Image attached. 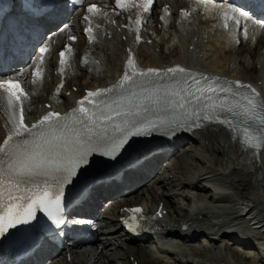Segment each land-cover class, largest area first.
Wrapping results in <instances>:
<instances>
[{"label":"rangeland","instance_id":"rangeland-1","mask_svg":"<svg viewBox=\"0 0 264 264\" xmlns=\"http://www.w3.org/2000/svg\"><path fill=\"white\" fill-rule=\"evenodd\" d=\"M92 1L93 0H87L86 2L91 3ZM163 1L164 0H162L161 3L157 6V11H159L161 15H163ZM172 1L174 2V0ZM169 2L170 4H173V2ZM128 4H133L132 0ZM162 4L163 6L161 7ZM148 8L152 12V8H150V6ZM155 11L152 12V20H156V18H159L158 15H155ZM60 14L61 12L58 16H60ZM144 14V12H139L134 16V18H138V20L140 21V18H143ZM81 15L82 14L79 15V12L76 11L73 15L70 14L67 20L60 18L58 21H61V25L59 27L57 26L54 31H52L53 29L47 31V34H42L40 28L39 32L37 33L38 30L36 26L34 28L28 29L27 35L30 36L29 40L30 38L31 40H39L41 38L44 40L48 38L47 42L44 41L45 44L49 43L50 38L54 34V36H57V38H53L54 40L52 39V43L48 46V65H40V71L42 74L41 80H37L36 82V84L38 85L37 88L35 87V89H32L31 91L26 85L28 92L31 93L30 95L33 96V94H35L36 96V100H32L30 98L29 102H27V100L25 101V105L28 106L29 109V111L26 110L28 114L32 108L36 109L39 107H43L45 106V103H48L50 105L52 104V106L54 105L50 99L49 93L51 89V81L54 78H52L51 75L57 68L55 65V69L52 68L51 70L50 66L56 61V57L59 54V48L61 46L60 43L62 34H64L65 32L66 36L70 33L69 31H73V35H75V40L72 42L70 54L72 53V51H81L82 49L84 51L82 53L87 52L93 58H97V60L100 61V65L105 69L113 67V61L116 58L115 52L119 54L121 53L120 57L125 56L124 51H126L127 56H130V54L133 53V50L135 52V48L138 44H134L133 46V34L131 32L124 31L118 32L120 24L126 23H124L123 21H121L120 23V21L116 19L117 15L116 17L114 16L113 22L118 23V25L112 26L111 24V26L108 27V29L111 30L110 35L112 36V39L117 42L114 43L112 42V40L102 38L104 33H101V38L102 40H104L102 44L100 41L96 44V46L92 45L89 46V48H83L84 43L82 42L83 39H81L82 34L77 32L80 31L79 25L81 22ZM146 15L148 14L146 13ZM58 16L53 17L52 21L57 20ZM193 21L194 19L191 21V24ZM202 22L203 21L200 22V25L195 24L194 26L201 27ZM105 23H107L106 19ZM26 24L24 23L22 26L25 27ZM127 24L130 29L137 23L134 22L132 25V22H127ZM153 26L154 25L148 24L147 30H152ZM190 29L191 27L189 29L187 28V30L185 29L186 31H188L189 34L187 35H190V37L186 41L184 40L181 52H177L175 48H170L173 46V43L176 39L173 38L174 32L170 34L171 29L169 28H167L166 31L163 30L158 34L155 33V35L149 37L150 39L153 37V44H149L151 46L143 45L145 47H137L136 55L139 63L150 65L139 66H141L142 68H149L160 65H167L168 62L172 63L173 61H179L185 64L187 62L182 61L186 59L185 57H188V59H193L195 61L199 60L198 66L205 65L207 62H204L205 60L201 62L200 56L202 54L206 55V52H208V50L210 49L206 48L207 40L205 39V36L202 35V39L194 36L192 41H190L191 34H197L190 31ZM123 34L125 35L123 36ZM141 34L143 35V33ZM105 35L108 37L107 34ZM116 35H121V37H115ZM85 36L88 37V35ZM161 36V39H166V41L168 40V36H170L172 38V42L170 40L169 42L171 43L165 45L167 47H161V45H159ZM199 40L202 43H200ZM29 45L32 46V44ZM121 45H127L125 50L122 49ZM128 47L133 48V50ZM255 47L256 51L254 52V54L249 55L247 54L246 43H238V49L236 51H225L220 55L217 54L215 56V61L222 60L223 58L224 60L227 59V63H232L236 66L237 73H241L243 76H245V78L248 79V82L252 86H255L254 81L256 77L259 76L260 72L258 69V63L260 61H257V59L259 55L262 56L264 52V37L261 42L258 41L256 43ZM95 48H98L99 50ZM17 54L19 56V54H21V51L19 50ZM208 56L209 55H207V57ZM244 56L246 57L244 58ZM97 60H95V65H90V61H84V63H81V61L79 62V60H77L76 63H70L69 67L73 65L75 72H78L74 75V77L70 79L71 81L67 80L64 92H67L69 90L70 93H77L75 92V89L79 90V83L92 87L94 82L91 80L93 79H97V82H101L102 79H105L101 78L103 76H105L107 79L111 78L109 77V75H111L113 71H105L104 69L99 73V70L96 68V65H99L97 64ZM133 61L136 63L134 59ZM245 61H247V63ZM119 63H116L117 67H119ZM27 65H29V63ZM31 66L32 63L30 64V66L25 68H31ZM252 66L253 69H251ZM254 66L257 67L255 68ZM88 70L91 71L90 75L92 76L88 75ZM11 74L12 76L15 75L16 77L20 76L18 75L21 74L20 69L18 68V70H12ZM71 84H73V86L70 89H67V86ZM258 92H260V97L262 98V100H264V91L258 90ZM70 100H72V97L67 93L65 99L58 100V102L56 103V108H65L67 104L70 103ZM29 116H31V114ZM189 140V144L185 143V146L180 148L181 150L179 149V151L173 157H170L166 160L164 166L160 168V170H157L158 174H156L154 178L146 181L150 182L145 184L142 191L138 190L139 192H135L139 186L137 182V184H134L136 189L133 190V192H135V194H130L126 197L113 196L111 197V199H109L110 202L105 205L104 203L105 200L107 201V199L102 201L100 209L108 206V208L106 209L107 211H105L106 213L101 215L102 218L104 217V219H102V229H99L101 231L100 233H104L106 239L108 238L109 240V242H107L104 247L94 239H92L91 241L89 239L88 244L84 243L82 244L83 246L80 245L79 247L74 249L75 251L72 252V254H75L76 251L78 253L84 251L83 254L76 255L72 257V259L69 258V260H67L65 256L60 259L56 258V264H98L103 260L102 254H104V261L108 262L107 264H131V262H135L134 259H136L135 263L138 264H164V262L166 264H264V223H258V221H264V155L262 156L263 163L260 162L257 167L252 166V163L250 161L251 158H247L246 154H244V156H241V153H243L241 152V150L236 153L234 145L228 141L224 130L219 127L208 126V128H205L199 132L196 131L194 134H192ZM162 161H160L159 164H161ZM153 172L154 169H151V171H148V174H153ZM220 172L222 173V175L219 174ZM224 172H227L228 175H224ZM197 181L201 183L199 185H202L206 188L204 192L205 194L202 190L192 191L186 186L187 184H196ZM132 187L133 185H130V190L132 189ZM217 189L219 191H215ZM137 203L144 204L145 208L150 211H154L157 208L154 214H156L158 217L160 216L159 214H163L162 211H164L165 209V211H168L165 219L161 220L158 223V228L165 227V225L169 222L173 224H180L183 221L186 222L187 217L190 216V221L187 222L193 223L194 227L191 230L199 237L195 241L192 240L184 242L180 239L181 242H179L178 240H174L172 242H169L168 245L165 244L163 240H159L161 241V244L164 245L162 246L163 249L165 248V250H167L169 248L171 252L177 253L176 255H173L171 253H159L156 243H153V241H148V239L145 242L130 243L129 240L125 238L120 239V237L116 236L117 234L112 235L116 233L117 230L122 231L120 223L118 222V225L120 226V229H118L119 227L116 222V213H118L117 211L119 210V207L121 205H132ZM201 203L204 207H206V210L201 211L199 209V205ZM161 204L164 205L163 208H161ZM179 210L180 212H182V214H178ZM176 211L178 215L174 213ZM192 211L195 212V214L191 215ZM153 220H156V217H154ZM181 225H186V223H183ZM228 226L230 228H235L234 230L238 235L235 234L234 238L241 240L244 239V237L246 238L247 236H252V239H257L258 242L255 243L256 240H252L248 242L249 246L242 247L241 243L237 242V240H233L229 234H224L228 238V241L225 240L226 238L224 239L225 241H210V239L215 236V233L218 232V228H227ZM192 231H189L188 233H193ZM202 232L205 233L201 234ZM176 233L181 234V230H177ZM188 233L186 232V234ZM252 233H254V235ZM177 234L175 236H179ZM220 234H222V232H220ZM99 237H101V235ZM168 238L171 239V237ZM245 242H243V245ZM85 248H88L87 251L84 250ZM99 252L101 253L98 254ZM95 256L99 257V261L95 259ZM150 259H153L155 263H151L149 261ZM39 263L42 264V261H39Z\"/></svg>","mask_w":264,"mask_h":264},{"label":"bare ground","instance_id":"bare-ground-1","mask_svg":"<svg viewBox=\"0 0 264 264\" xmlns=\"http://www.w3.org/2000/svg\"><path fill=\"white\" fill-rule=\"evenodd\" d=\"M31 1L33 3V6H37L39 4V1H43V0H31ZM169 1L173 2L172 0H168L167 2H165V4L163 3L164 6L166 4H170ZM239 1L241 2V0H233L232 4L228 5L221 0H194V2H192V3L187 1V0H184L183 1L184 6H178L179 8L183 9L182 11L185 10L187 12H189V11L192 12V18L202 16V19H203L202 20L203 21L202 26L201 27L193 26L190 29V31H192L193 33H197V34H191V40L190 41H192L194 36L198 37L200 39H202L201 38L202 35L205 36V39L207 40L206 41L207 42L206 48H210L208 50V52H206L207 53L206 55L202 54L200 56L201 62L203 60H205L204 62H207L205 65L198 66L199 60L195 61L193 59H188V57H185L186 59L182 60V61L187 62L185 64H183V62L173 61L172 63L168 62L169 64L167 63V65H160V66L149 67V68H147V67L142 68L141 66L138 65L137 68L134 69L135 62L132 61V63L129 64L130 60H129V56H127L126 51H124V55H125L124 57H120L121 53L119 54V53L115 52L116 58L113 61L114 65L112 68H106L105 69L100 64L96 65L97 66L96 68L99 70V73L101 71H103L104 69H105V71L106 70L107 71H113V73L111 72L112 74L109 75V77H111V78L107 79L105 76H103V77L100 76L101 78H105L104 80L102 79L103 81L101 80V82H97V79H93V80H91L94 82L92 87L79 83L78 84L79 85V94L77 95V93H76L75 96L80 97L81 95L84 94V91L95 92L97 90L115 88V86L117 84H119V82L121 81L125 72L128 70L147 71L148 69H157V70L163 72L169 68H174V67L179 66V67L185 68L186 70H188L189 72H191L192 74L196 75L198 78H201V79H202V76H207L210 78H219L220 83H224L225 81H228V82L239 81L243 85H245L246 87H238V85L233 83L232 84L233 92L239 91L242 95L251 96V97H254L256 100H258L259 102H264V100H262V98L260 97V94H259L260 92H258V90L264 91V52H263L262 56L259 55V57L257 59V61H260L258 63L259 64L258 69L260 72H259V76H257L255 81H254L255 86H252L248 82V79L245 78V76H243L241 73H239V72L237 73L236 66L232 63H227V59L224 60V58H223L222 60L215 61V56L217 54L220 55L225 51H232V50L236 51L238 49L237 48L238 43L242 44L245 42L247 45V54H249V55L254 54V52L256 51L255 50L256 43L258 41L261 42V40L264 37V0H257V3H261V6H259V8L254 6L256 0H249V1L247 0V2L249 3L248 5H249L250 9L252 8V6H254L252 8L253 10H255L257 8L256 12H254L251 15V17H253V18L249 17L248 20L247 19L245 20V19H243V17H241V19H243V23L240 26H236L234 23L230 22L228 24V28L227 27L223 28V25L219 19L220 15L223 14L226 17H230V14H233V12L235 11V10H233V5L239 4ZM242 1H244L246 3V0H242ZM130 2L131 1L121 0L120 6H117V0L116 1H114V0H93L91 2V4H99L100 3L101 5H98V7H101L102 9L99 12L98 11L94 12V10H93L91 13H89L87 15V17L89 18L90 22L92 24H94L96 27L99 26L98 23H100V22H101L100 25L106 24L105 19L107 22L113 23V18H114V16L116 17V15L114 13H112L110 10H114V11L119 10L121 6H124ZM155 2H156V0H153L152 3H155ZM175 2H178V1L174 0V3ZM164 6L162 7L163 8V10H162L163 16H167V14H169V11L165 10ZM243 9L245 10L246 8H243ZM57 10H59V6H55L50 13L43 15V17L37 18V17L31 16L29 19L27 18V15H24L22 17L21 16L20 17H17V16L14 17V15H12V17H10L9 19L6 20V19H4L5 15H1L0 16V25L3 26V28H5V27H7V23L9 21H11V19H12L13 24L17 27V30L19 29V31L22 33L21 35L27 37L28 36L27 35L28 29L31 28L30 26L33 23V24L39 26L42 34H47L46 31H49L51 29H53L52 31H54L57 28V26L59 27L61 25V23H60L61 21H58L55 24H54L55 21H52L53 17H57L59 15V12H57V13L55 12ZM245 11L247 12L249 10H245ZM20 12L23 14L21 8H20ZM13 13H14V10H13ZM243 14L245 15L246 13L243 12ZM182 18H183V16L180 15L179 20H182ZM64 20H67V19H64ZM86 20L88 21V19L83 18V15H82L81 22L83 23ZM140 20L149 21L150 23H152V21H151L152 20V12H151V15L150 14L146 15V13H145L144 17L140 18ZM24 23L25 24L27 23L25 27L22 26ZM153 23H154V26H157L158 28H162L161 26H164V28H169V29L171 28L170 34H172L174 32L173 38H175L176 40L174 41L173 46L170 48H175L177 50V52H181L182 51V45L184 44V40L186 41L189 38V37H184V35H183L186 32L188 33V31H186L187 28H185L186 30L183 29L182 26L174 28L176 22H174V24H172L173 27L169 23L164 24V22H161L158 20L156 22L153 21ZM180 25H185V24H183V22H181ZM196 25H200V23H196ZM132 28L135 30L132 31L130 28L129 32L132 31L131 32L133 34L132 44L134 46V44H137V43L135 41L136 33H133V32L134 31H140V28H137V24L135 26H133ZM180 29H183V30H180ZM100 30L103 31L101 33L105 32V34H107L108 36L110 35L109 29H107V28L102 29V27H101ZM83 31H84V27L81 28L80 31H77V32L80 34H83ZM69 32H70L69 33L70 35L68 34L67 36H66V32L64 34H62L61 43H60L61 46L59 48V54L56 57V61H55V65H56L57 69H60V66H58L57 61H58V58L60 59V52L61 51H63L65 53L64 60L69 59V54L71 51L72 42L75 40V35H73V31H69ZM181 33H183V34H181ZM54 35L50 38V41H49V43H47V45H45V43H44L42 45L39 44L41 46L38 45L36 47V50L38 51L43 45L47 46V48H45V46L42 47L44 49H47V51L45 53L43 52L40 54V56H42V55L46 56V62L44 63V65H48V61H47V55L49 54L48 53L49 52L48 46L52 43L51 41L54 40L53 38H57V36H54ZM124 35L125 34H123V36ZM17 36L18 35H16V37ZM60 36H61V34H60ZM63 36H64V38H63ZM100 36H102V35H100ZM139 36H141L142 38L145 37V36L143 37L141 34ZM187 36H189V35H187ZM16 37H14V35H7L5 30L3 29V32L0 33V54L2 53L4 59L7 62H9L7 73L11 72V70H14V67H19L20 72H22L20 77L23 78V81L26 82L27 87L32 91V89L34 90L35 87L37 88V86H38L36 84L37 80H41V74H42L40 71V65L41 64L39 63V59L36 61L34 59L32 61L31 68H25L26 67L25 65L27 64L28 59L20 57V56H22V52L18 56L17 51H15L16 52L15 53L14 50L11 49L10 45H7V42H9V41L16 42ZM91 37H92V35L90 34V35H88L87 39H91ZM115 37H121V35H116ZM102 38H101V41H102ZM161 38H162V36L160 37V39ZM37 40L38 39H36V41ZM63 40H64V42H63ZM170 40L172 42V38L170 36H168L167 41H166V39H163V40L161 39V41L159 42V45H161V47H163V46L171 43V42H169ZM67 41L70 43L68 47L65 45V43ZM34 43H35V41L33 40L30 44L33 45ZM185 43H188V42H185ZM200 43H202V42L200 41ZM92 45H88L86 42H84L83 48H89V46H92ZM121 46H122V49H124V50L127 47V45H121ZM28 47H30V45H28ZM165 47H167V46H165ZM31 49H33V47H31ZM209 53H211V54H209ZM207 55H209V56L207 57ZM79 57H80V59L84 58L81 61V63H84V61H90V65L96 64L95 60H97V58H95V57L93 58L87 52L83 53L82 55L80 54ZM245 57L246 56H244V58ZM245 62L247 63V61H245ZM13 63H14V65H13ZM116 63H119V67H117ZM163 63H164V61H163ZM180 63H181V65H180ZM145 65L148 66L150 64H145ZM254 67L256 68L257 66H254ZM69 68H71V66L68 67V69ZM251 69H253V66L251 67ZM86 70H87V66H86ZM223 70H224V72H223ZM247 70H248V68H247ZM249 71H252V70H249ZM249 71H247V72H249ZM88 72H89L88 75L92 76V75H90L91 71L88 70ZM3 75H4V73L1 74V72H0V79L3 78L2 77ZM32 75H35V77H36L35 80H33V81H31ZM106 75H108V74H106ZM245 75H246V73H245ZM8 77H10V76H8ZM189 82L191 83V78H189ZM72 86H73V84L68 85L67 89H70ZM253 90H255V91H253ZM35 91H37V90H35ZM51 91L52 90L50 89V93L49 92L48 93L50 94V99L54 105L51 108H48L45 106L39 107L36 109L32 108L29 112V115L31 114V116L29 117L26 115V112H25V110L29 111V109H28V106L25 105V100H24V97H22V95L20 96L19 105H17L15 108H10L8 106V103L4 101L3 97L5 95H3V91H2V89H0V127L4 123L7 126L6 129L0 130V146L3 145L4 140L7 139L10 135H12L13 131H14L15 125L13 123L8 122L7 112L10 113L11 115H13L14 118H17L20 115V110L22 109L24 121L28 126H31L33 123H38L43 118V116L47 115L49 112L59 113L61 117H66L69 110L72 109L74 106H72L71 108H69V107H65V108H61V109L56 108L57 107L56 101H55L56 99L52 96L53 91L52 92ZM120 92H121V90L117 89V90H114L113 92L105 93L104 95L107 96V95L114 93V95L110 99V103H112L114 100H117L120 98ZM216 95L218 97H227L229 100L233 99V97L230 93H217ZM37 96H38V94H37ZM240 98H241L240 96L235 97L236 100H239ZM31 99L36 100L35 94H33V96H31ZM139 99L142 101V99L140 97H139ZM134 100L138 101V97L133 98L132 102ZM164 103H165V100H161L159 103H155L152 100H146L145 101V109H144L143 114L141 116H135V118H142L143 117V119H152V121H153V123H155L156 127H155V130L153 132L147 134V137L154 136L156 134V131L157 132L165 131L166 132V140H165L166 144H168V146H171L172 144L176 143L175 141H177L181 136H184L186 134V131L191 129V126L182 124V126L176 128L174 132L171 131V127L175 123L164 122V118L166 116L170 115V111H169L167 106H164ZM128 104L129 103H127V101L124 102V105H128ZM97 116H99V115H97ZM117 123H118V119L114 118L111 121H104L100 124L92 125V128L95 130L96 134L98 136H100V140H101L102 144L103 143H111V142L117 143L123 138L125 143L121 147H125L126 145H130V143H132L133 141L138 139L137 135H130L129 134V135L117 136V132H116L117 131ZM195 129L197 130V128H195ZM190 131H192V130H190ZM224 132L228 138V141L229 140L232 141L233 136H232L231 130H225ZM81 136L83 139L88 138L87 133L81 132ZM24 137H29V136L27 134H25ZM22 138L23 137L15 138L14 142H18L19 140H22ZM29 138L31 139V137H29ZM98 138L99 137H96L92 141V143L90 144L91 147H94V148L96 147ZM230 143L234 145L236 153L239 152V150H241L242 147L239 143H236V142H230ZM177 145H178V143H177ZM246 152H247L246 153L247 158H249V159L251 158L250 161L252 163V166L257 167L259 162L257 161V158L253 155L254 151L248 150ZM263 155H264V153H261V163H263V159H262ZM166 156L167 155L164 154L162 156H156V157L152 158L146 164H144L143 167H141V169H139L133 175H130V173H127L126 177H128V178L125 177V180L122 183L117 184L118 186L116 188L114 187V185H107L106 187H99L98 189H95V191L91 195V199L89 200V202H86L87 208H91L92 204H96L98 202V201H96L97 196L107 197L112 192L115 193L118 190L119 191L123 190V188L121 189L120 187H126L127 185L128 186L133 185L131 190L132 191L135 190L134 184H137L138 181L147 179L146 174L144 173L145 172L144 170H146L148 168V170H146V171H151V169H154V167H156V165H158L157 163H160V161H162ZM241 156H244V153H241ZM255 169H257V168H255ZM1 174H2L1 180H3V185H6V184L11 185V183L9 181L12 182V181H14V179H18V182H19L20 177L13 174L11 172L10 167L3 169ZM31 178H33V177H29V179H31ZM123 178H124V176H123ZM147 180H149V179H147ZM52 184L57 186L58 185L57 179H53ZM199 184H201V183L199 181H197L196 184H192V185L187 184L186 186L192 191L202 190L204 193L206 188L202 185H199ZM169 187H171V186H169ZM15 190H18V189L10 188L7 190V192H8L7 194L8 195L14 194V196H18V195L22 194V193H15ZM215 191H219V190L217 189ZM200 194H201V192H200ZM93 206L96 207V205H93ZM91 209H93V208H91ZM83 211L84 210L78 209L79 213H76L75 215H78V216L80 215V217H81L82 216L81 214H83ZM92 213H94V212H92ZM174 213L177 214V211ZM178 214H182V212H180V210H179ZM95 216L96 215H94V217ZM154 217H155L154 215H151L152 220L154 219ZM0 222H2V221H0ZM258 223H264V221H261V222L258 221ZM183 227H184V225H179L177 223L173 224V223L169 222V223H167V226H165L164 228L163 227L161 228L162 230H164L165 233L163 234V232L160 231V229H159V233H160L161 237L166 236L168 238V237H172L171 234L176 233V231L178 229L181 230V234H184V231L182 229ZM187 227H188V229L189 228L193 229L194 226L193 225H187ZM25 229H27V228L24 227V230ZM234 229L235 228H232V227L230 228L228 226L227 228H224V227L220 228V229L218 228L217 231L223 232L224 234H229L233 240H237V242H240V240L233 237L235 234L238 235ZM155 230L157 232L158 228L157 229L155 228ZM96 232L97 231H95L94 237L91 236L92 238L90 237V238L84 240L82 243L78 244L75 248L84 244V242H86L89 239H90V241L92 239H94L99 244L103 245V247H104L106 245V243L109 242L108 238L106 239V237L104 236V233L103 234L100 233L101 232L100 230H99V234L101 235V237H99L98 233H96ZM123 232L125 233V231L122 228V231H117L116 233H114L112 235L117 234L116 236L120 237V239L125 238L127 240H130L128 235L124 234ZM204 233L205 232H202L201 234H204ZM252 234L254 235V233H252ZM173 236H175V235H173ZM183 237H184V239H182V238H180V239L185 242V241H192V240L195 241L199 236L197 234L188 233L187 235H184ZM49 246H48V248H52L53 244L49 245ZM54 248H56V246H54ZM75 248H69L68 249V253L70 254L71 258L76 256V255L84 253V251H82L81 253H78L76 251L75 254H72V252L75 251L74 250ZM46 249H47V247H46ZM87 249L88 248H85L84 250L87 251ZM158 251H159V248H158ZM164 251H166V253H168V254H170V253L173 255L177 254L176 252L172 253L169 250V248L167 250H164ZM100 253L101 252H99L98 254H100ZM162 253H165V252H162ZM42 254H45V250H42V253L40 255H42ZM37 255H39V254H37ZM37 255H36V257H34L36 260L30 261L29 264H35V263L40 264V263H38V261H42V260ZM102 255H103V258H102L103 260L101 262H99L98 264H107L108 262L104 261V258H105L104 254H102ZM155 258H156V256H155ZM95 259L97 261H99L98 256H95ZM153 259H150L149 261L151 263H153L154 262ZM133 263L131 262V264H133ZM164 264H166V263L164 262ZM187 264H190V263H187Z\"/></svg>","mask_w":264,"mask_h":264},{"label":"snow or ice","instance_id":"snow-or-ice-1","mask_svg":"<svg viewBox=\"0 0 264 264\" xmlns=\"http://www.w3.org/2000/svg\"><path fill=\"white\" fill-rule=\"evenodd\" d=\"M147 2L151 6L153 0H147ZM120 4L121 0H117V6H120ZM94 8V5L89 7V12H92ZM148 10L149 8L146 7L145 11ZM40 51L43 53L46 49L41 48ZM64 56L65 53L61 51V65L64 64ZM131 63L132 61L130 60L129 64ZM189 78H191V83ZM233 83L238 85V87H246L239 81L220 83L219 78L207 76H202L201 79L179 66L169 68L163 72L157 69H148L147 71L128 70L115 88L87 93L84 100L80 102L81 107L78 109L86 120H76L75 123L82 127L71 140H66L64 137V129L68 127L64 123L67 117H61L59 113L49 112L38 123L28 126L24 121L23 110L21 109L19 123L15 124V120H13L15 125L13 134L5 139L3 145L0 146V163L3 162L4 157L13 161L9 165L11 172L20 177H47L57 174L56 179L59 188L52 195L48 190L47 182H45L46 186L43 188L37 185L38 191L33 192L31 196L26 198V204H9L4 215L0 216V221H2L0 222V236L17 225H29L36 221L37 210L44 212L56 229L62 230V227L73 223L71 220L66 221L64 219L63 185L64 183L73 182L71 178L76 176L77 168L87 164L89 153L95 150L94 147L90 146L94 132L90 125L113 120V113H115V116L125 115L121 111L125 101L131 104L133 98L137 97L142 100H152L155 103L165 100L168 102L169 107L182 109L185 117H196L199 119L200 112H204L205 120L229 123L226 118L221 120L217 116L208 114L209 109L213 113L216 109H220L231 113L233 116L243 117L242 122L245 125L249 121L259 122V124L264 125V102H257L254 97L242 95L239 91L233 92ZM19 87V84L13 81L0 82V89L7 94V103L10 108H15L20 101V96L14 91V89H19ZM117 89L121 90L120 98L112 102L116 105L113 108L111 104H107L102 98L105 93H110ZM217 93H230L233 99L218 97ZM237 96L241 98L236 100L235 97ZM85 103L91 105L96 111L90 114L89 108L83 106ZM96 112H99V116L96 115ZM182 124L183 121L174 124L171 127V131L174 132ZM150 131V127H139V132ZM243 131L247 139V136L251 135L248 128L245 127ZM81 132L87 133L88 138L83 139ZM260 132L264 135V127L260 129ZM25 134L31 139H22L14 142L15 138L24 137ZM124 143L125 141L122 138L111 151L105 152L104 155H112V152H115ZM2 171L3 169H0V173ZM9 182L11 183V181ZM0 183H3V180H0ZM17 199L24 198L18 197ZM133 211L140 212L141 210L134 209ZM79 223H84V221L81 220Z\"/></svg>","mask_w":264,"mask_h":264}]
</instances>
